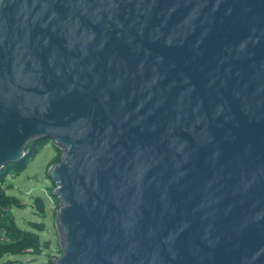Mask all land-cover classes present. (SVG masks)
I'll list each match as a JSON object with an SVG mask.
<instances>
[{"label": "water", "instance_id": "95a60500", "mask_svg": "<svg viewBox=\"0 0 264 264\" xmlns=\"http://www.w3.org/2000/svg\"><path fill=\"white\" fill-rule=\"evenodd\" d=\"M40 138L54 264H264V0H0V169Z\"/></svg>", "mask_w": 264, "mask_h": 264}, {"label": "rangeland", "instance_id": "374dc122", "mask_svg": "<svg viewBox=\"0 0 264 264\" xmlns=\"http://www.w3.org/2000/svg\"><path fill=\"white\" fill-rule=\"evenodd\" d=\"M61 156L62 151L54 146L53 139H47L23 170L10 173L4 180V187L8 193L16 195L22 202L20 207L12 208L17 223L24 228H33L32 224L41 225L43 230H38L41 240L50 244V247L43 249L41 254L12 257L18 260L15 264H54V259L63 253L56 225L60 202L53 195L56 184L48 175L51 164L59 161ZM38 199L43 201L44 212L36 204ZM7 262L8 258L5 257L0 264Z\"/></svg>", "mask_w": 264, "mask_h": 264}, {"label": "trees", "instance_id": "16d2710c", "mask_svg": "<svg viewBox=\"0 0 264 264\" xmlns=\"http://www.w3.org/2000/svg\"><path fill=\"white\" fill-rule=\"evenodd\" d=\"M50 138H40L32 140L28 143L26 148L25 159L7 164L0 169V226L7 231L8 239L6 242L0 241V262L3 258L7 257V264L18 263L12 257L19 255H38L41 254L43 249L49 248L48 241L42 242L38 230H43L39 224H32L33 228H24L20 226L12 212L13 207H20L22 202L16 195L8 193L4 187V180L10 174L20 172L23 170L27 163L35 157L38 153L40 145ZM55 146V145H54ZM38 208L44 212L43 201L38 199L36 201Z\"/></svg>", "mask_w": 264, "mask_h": 264}, {"label": "built area", "instance_id": "2783aa9c", "mask_svg": "<svg viewBox=\"0 0 264 264\" xmlns=\"http://www.w3.org/2000/svg\"><path fill=\"white\" fill-rule=\"evenodd\" d=\"M8 239L7 231L5 228H2L0 226V241L1 242H6Z\"/></svg>", "mask_w": 264, "mask_h": 264}]
</instances>
